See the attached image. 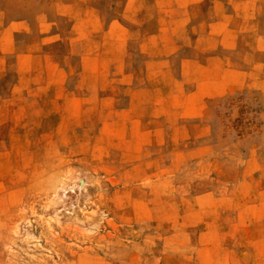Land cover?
<instances>
[{"label":"rangeland","instance_id":"rangeland-1","mask_svg":"<svg viewBox=\"0 0 264 264\" xmlns=\"http://www.w3.org/2000/svg\"><path fill=\"white\" fill-rule=\"evenodd\" d=\"M0 264H264V0H0Z\"/></svg>","mask_w":264,"mask_h":264}]
</instances>
